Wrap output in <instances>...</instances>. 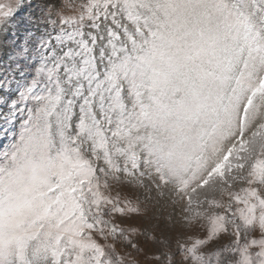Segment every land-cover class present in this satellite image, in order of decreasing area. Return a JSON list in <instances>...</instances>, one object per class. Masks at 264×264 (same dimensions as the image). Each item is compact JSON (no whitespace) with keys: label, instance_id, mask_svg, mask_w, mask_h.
Wrapping results in <instances>:
<instances>
[{"label":"snow or ice","instance_id":"6c2138e0","mask_svg":"<svg viewBox=\"0 0 264 264\" xmlns=\"http://www.w3.org/2000/svg\"><path fill=\"white\" fill-rule=\"evenodd\" d=\"M0 264H264V0H0Z\"/></svg>","mask_w":264,"mask_h":264},{"label":"rangeland","instance_id":"374dc122","mask_svg":"<svg viewBox=\"0 0 264 264\" xmlns=\"http://www.w3.org/2000/svg\"><path fill=\"white\" fill-rule=\"evenodd\" d=\"M168 211H171V208L168 209ZM149 216H151V213L149 214ZM127 224H131L133 226H136V227H140V228H153L155 227V221H151L149 220V217H144V218H132L130 220H128L126 222ZM147 247L149 249H151V245L148 244Z\"/></svg>","mask_w":264,"mask_h":264}]
</instances>
